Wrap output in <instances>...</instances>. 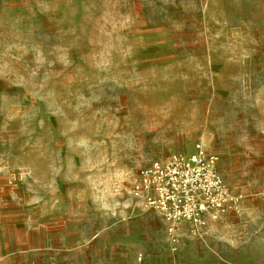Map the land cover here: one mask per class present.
Listing matches in <instances>:
<instances>
[{
  "label": "rangeland",
  "instance_id": "1",
  "mask_svg": "<svg viewBox=\"0 0 264 264\" xmlns=\"http://www.w3.org/2000/svg\"><path fill=\"white\" fill-rule=\"evenodd\" d=\"M197 143L244 205L173 250L130 188ZM0 264H264V0H0Z\"/></svg>",
  "mask_w": 264,
  "mask_h": 264
},
{
  "label": "built area",
  "instance_id": "2",
  "mask_svg": "<svg viewBox=\"0 0 264 264\" xmlns=\"http://www.w3.org/2000/svg\"><path fill=\"white\" fill-rule=\"evenodd\" d=\"M136 205L162 219L173 250L179 233L204 234L209 223L239 214L243 199L218 170V155L197 143L190 152H174L141 168L130 188Z\"/></svg>",
  "mask_w": 264,
  "mask_h": 264
}]
</instances>
